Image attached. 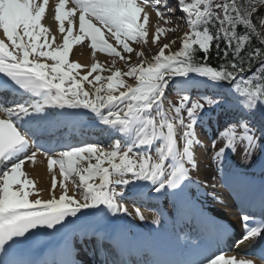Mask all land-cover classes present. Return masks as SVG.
I'll use <instances>...</instances> for the list:
<instances>
[{
    "label": "snow or ice",
    "instance_id": "1",
    "mask_svg": "<svg viewBox=\"0 0 264 264\" xmlns=\"http://www.w3.org/2000/svg\"><path fill=\"white\" fill-rule=\"evenodd\" d=\"M175 2L0 0V106L7 105L0 107V264H85L89 251L88 264H255L225 253L228 228L207 215L191 188L207 195L219 174L217 183L241 204L236 243L264 237V0ZM53 8L62 44L42 23ZM149 8L158 21L151 33ZM177 11L188 30L173 50L177 39L161 36L180 25L159 22L171 24ZM150 35L157 51L149 58L133 45L148 44ZM253 38L261 46L252 47ZM85 40L93 57L118 58L126 70L116 59L109 67L70 61L73 45ZM193 90L208 93L193 98ZM217 108L238 114L202 143L197 125ZM85 118L102 125L111 142H69L77 128L84 134ZM197 147L205 156L211 150L217 165L207 184L193 179ZM38 153L52 173L47 200L24 170ZM237 153L239 162L231 163ZM146 186L170 207L144 236L132 231L144 213L124 198L130 190L133 203L142 201ZM141 248L147 258H132ZM259 258L264 262V252Z\"/></svg>",
    "mask_w": 264,
    "mask_h": 264
},
{
    "label": "bare ground",
    "instance_id": "2",
    "mask_svg": "<svg viewBox=\"0 0 264 264\" xmlns=\"http://www.w3.org/2000/svg\"><path fill=\"white\" fill-rule=\"evenodd\" d=\"M55 2H58V0H50V4H54ZM54 10V8H53ZM149 12H150V23H151V28H150V33L152 31H154V28L157 24V19L155 17V11H151L150 8L148 9ZM53 13V12H52ZM178 14H180L181 16L179 17L180 19L178 21H182L183 23H185L186 21V14H183L182 12H179L177 11ZM176 13V15L172 18V21L175 20V17L178 15ZM52 17V14H49L47 9H46V14H45V18L42 20V22L45 24L46 27H48L50 29L51 32L55 33L56 36H57V41H56V44H62V40L60 38V34L57 30V27L55 26L54 22H53V19H51ZM161 24V26L163 27H175L174 23L172 22L171 24L169 25H165L163 24V21H160L159 22ZM185 31V25L183 24L182 28H179L178 31L176 33H165L163 34V38L162 39V42H167L170 38V36L172 34H183V32ZM1 38V36H0ZM54 47L56 45H53ZM157 45H153L151 44V35L149 36V43L146 44V45H133V47L136 48L137 51L139 50H151V49H154ZM153 54V53H152ZM152 54H150V56H152ZM133 55V62L136 61V57H135V54H132ZM70 56V61H75V62H78L80 63L81 65H85L87 67H90L91 64L93 62H100L102 65H104L105 67H109L111 65V61L110 60H106V59H103L101 57H99L98 53L95 54V57H93V54L90 53L87 49L85 48H82V47H74L73 45V49L72 51L70 52L69 54ZM116 67H120V66H125V63L123 61L120 62L118 60H116ZM87 67L86 68H82L78 71L82 72L83 74L86 73L87 71ZM98 124V122H97ZM99 126H102V125H99L98 124V127ZM105 135V133L102 134V131H99L97 132V136L98 138L101 140V137H103ZM204 152L205 150H203L201 153H202V156H205L204 155ZM239 162V160L237 161ZM24 170L27 172L28 176L34 180L35 182V188L38 189V190H41L40 191V197L44 200H47L50 197V192H49V189H50V185H51V176H52V173L49 172L48 170V167H47V160L45 157H43L42 155H40L38 153L37 155V158H36V161L35 163H32V162H27L24 166ZM53 171L56 173L57 175V178L58 180L60 179L59 177V173H57L53 167ZM71 192V188L69 186V194ZM60 195V189L59 187L56 189V196L58 198V196ZM71 195V194H70ZM127 195H132L131 192L127 193ZM208 202H210V199H206V200H203L202 201V205L203 206H207L208 205ZM213 204V207H214V210L213 211H217L218 214L217 216L221 217L222 219H224L226 222H228L229 224H234L235 223V218H234V215L232 214V211L230 210L229 206L222 202V204L216 206L214 202H212ZM132 206V205H130ZM132 210V209H130ZM146 216H152V213H145ZM159 227V226H158ZM245 248V247H243ZM229 255H234V254H229Z\"/></svg>",
    "mask_w": 264,
    "mask_h": 264
},
{
    "label": "rangeland",
    "instance_id": "3",
    "mask_svg": "<svg viewBox=\"0 0 264 264\" xmlns=\"http://www.w3.org/2000/svg\"><path fill=\"white\" fill-rule=\"evenodd\" d=\"M182 36V34H172L171 36H170V38H169V40L170 39H173V38H176L177 39V43L176 44H174V45H172V49L173 50H177L179 47H180V43H181V41H180V39H179V37H181ZM165 38V37H164ZM163 38V35L161 36V41H162V39H164ZM143 51H145V56L146 57H149V53H156V51H157V46L154 48V49H151L150 51H148V50H146V49H144ZM150 58V57H149ZM123 62V61H122ZM125 63V62H124ZM119 68H121V70H126V67L125 66H120ZM125 79H129V78H125ZM129 82H132V80H130L129 79Z\"/></svg>",
    "mask_w": 264,
    "mask_h": 264
},
{
    "label": "trees",
    "instance_id": "4",
    "mask_svg": "<svg viewBox=\"0 0 264 264\" xmlns=\"http://www.w3.org/2000/svg\"><path fill=\"white\" fill-rule=\"evenodd\" d=\"M241 32H243V29H241ZM258 46H261L260 45V42L259 41H257L255 38H253V42H252V47H258ZM218 60H217V58L215 57V54H214V52H213V55H212V57H211V63L213 64V65H216V64H218Z\"/></svg>",
    "mask_w": 264,
    "mask_h": 264
}]
</instances>
